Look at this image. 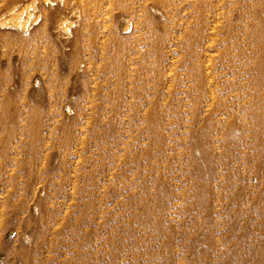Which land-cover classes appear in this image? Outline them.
I'll return each instance as SVG.
<instances>
[{"label": "rangeland", "instance_id": "obj_1", "mask_svg": "<svg viewBox=\"0 0 264 264\" xmlns=\"http://www.w3.org/2000/svg\"><path fill=\"white\" fill-rule=\"evenodd\" d=\"M0 264H264V0H0Z\"/></svg>", "mask_w": 264, "mask_h": 264}, {"label": "bare ground", "instance_id": "obj_2", "mask_svg": "<svg viewBox=\"0 0 264 264\" xmlns=\"http://www.w3.org/2000/svg\"><path fill=\"white\" fill-rule=\"evenodd\" d=\"M80 2H81V1H80ZM109 3H110V2H109ZM76 5H77V4H76ZM77 6H78V5H77ZM11 19H13V21H14L15 23H18V22H19V19H20V15L14 13Z\"/></svg>", "mask_w": 264, "mask_h": 264}]
</instances>
